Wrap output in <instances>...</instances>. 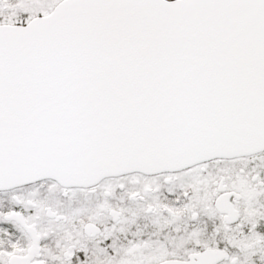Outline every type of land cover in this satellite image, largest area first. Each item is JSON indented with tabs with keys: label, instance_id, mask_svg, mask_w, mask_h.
Returning a JSON list of instances; mask_svg holds the SVG:
<instances>
[{
	"label": "snow or ice",
	"instance_id": "1",
	"mask_svg": "<svg viewBox=\"0 0 264 264\" xmlns=\"http://www.w3.org/2000/svg\"><path fill=\"white\" fill-rule=\"evenodd\" d=\"M0 264H264V0H0Z\"/></svg>",
	"mask_w": 264,
	"mask_h": 264
}]
</instances>
